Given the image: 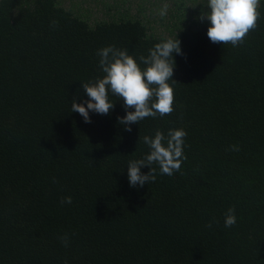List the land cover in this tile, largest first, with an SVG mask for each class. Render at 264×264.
Masks as SVG:
<instances>
[{"label":"trees","instance_id":"16d2710c","mask_svg":"<svg viewBox=\"0 0 264 264\" xmlns=\"http://www.w3.org/2000/svg\"><path fill=\"white\" fill-rule=\"evenodd\" d=\"M120 2L92 20L81 3L0 0V264H264V3L233 46L211 42L187 0L169 7L167 34ZM169 38L182 48L171 113L128 131L118 96L91 123L71 111L104 75L98 49L139 63ZM170 128L187 133L180 170L153 164L155 181L131 187L143 137Z\"/></svg>","mask_w":264,"mask_h":264},{"label":"clouds","instance_id":"9594fccd","mask_svg":"<svg viewBox=\"0 0 264 264\" xmlns=\"http://www.w3.org/2000/svg\"><path fill=\"white\" fill-rule=\"evenodd\" d=\"M264 0H205L207 10H202L200 21H208L207 36L213 43H231L233 46L242 42L250 29L256 26L260 16L259 7ZM168 5L160 9V16L167 15ZM181 41L166 39L154 45L147 56L136 57L127 49H118L109 45L97 50L99 65L104 73L94 81L82 82L87 99L71 104V111L78 112L86 123H91V113L106 115L114 108L112 96L122 98L125 115L118 118L120 124L131 131L133 123H139L148 116H164L171 113L174 103V89L170 81L176 66L175 55L181 54ZM141 64L145 67H141ZM183 128H170L167 135L159 129L154 135H145L143 142L149 152L142 159L129 161L127 166L128 181L131 187H143L145 183L154 182L156 169L172 176L179 171L184 155ZM236 147V146H233ZM150 167L147 173L142 172ZM66 197L65 202L71 203ZM237 222L234 208H228L224 214L225 227ZM211 226V223L209 224ZM67 245V239L62 238Z\"/></svg>","mask_w":264,"mask_h":264},{"label":"rangeland","instance_id":"374dc122","mask_svg":"<svg viewBox=\"0 0 264 264\" xmlns=\"http://www.w3.org/2000/svg\"><path fill=\"white\" fill-rule=\"evenodd\" d=\"M124 2H120L122 7L120 9L127 10L133 14L144 15L146 18L151 20V25L155 31H165L164 33H168L167 30L168 25V15L163 16L166 19L161 23V16L159 14L160 9L167 4L168 9L167 13H169V7H171L175 0H123ZM63 2L67 5H73L75 9H79V3L83 4V8L87 9V14L89 17L93 19L102 17L106 15V11L108 10V6L115 3V0H63ZM187 4L189 6V10L187 12V16L190 19L199 18L202 10H207V6L205 4V0H187ZM118 8V7H117ZM115 6H111L109 12H114L117 9Z\"/></svg>","mask_w":264,"mask_h":264}]
</instances>
